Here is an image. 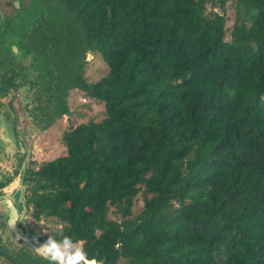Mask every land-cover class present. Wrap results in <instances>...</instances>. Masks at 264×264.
I'll return each mask as SVG.
<instances>
[{"label": "trees", "instance_id": "1", "mask_svg": "<svg viewBox=\"0 0 264 264\" xmlns=\"http://www.w3.org/2000/svg\"><path fill=\"white\" fill-rule=\"evenodd\" d=\"M211 3L41 0L22 8V25L0 24V119L17 146L29 134L18 138L15 111L36 136L70 116L73 90L104 107L63 132V156L27 163L37 231L23 232L55 217L100 264H264V0H216L221 13L208 14ZM17 44L31 59L17 60ZM87 54L107 65L96 81ZM0 235L1 264H46L10 232L3 204Z\"/></svg>", "mask_w": 264, "mask_h": 264}, {"label": "rangeland", "instance_id": "2", "mask_svg": "<svg viewBox=\"0 0 264 264\" xmlns=\"http://www.w3.org/2000/svg\"><path fill=\"white\" fill-rule=\"evenodd\" d=\"M215 1L216 0H212V3L208 5L209 7L208 14H212L213 12L221 13ZM36 2H41V0H23L22 8L24 9L30 8L32 3L36 4ZM40 11L42 12V10ZM27 12L25 13L27 14ZM41 12H40V15L43 14ZM225 16L227 17L226 26H225L226 27L225 37L226 39H229V32H230V29L233 23V10L231 7L227 8ZM28 17H30L29 13L26 15V17L24 16L20 18L21 25H22V22H24L25 20H28ZM6 18H10V17H6ZM16 19L17 18H14L11 20H16ZM47 19H48L47 16H45L43 20H47ZM21 25L19 26L17 25V27H14L15 29L14 38L15 39H18L20 36L19 29L21 28ZM4 29L7 30L5 26L3 28H0V30H4ZM9 31L13 32L12 28ZM6 42H9V41L7 40ZM16 46H11V49L14 52L13 47H16V50H17L16 54L18 56L17 60L25 61L27 53H25L24 50L21 47H19L18 44ZM18 49H19V54H18ZM26 59L29 60L31 59V57L27 55ZM86 60L88 62L85 66L84 73L88 81H96L101 76L106 75L107 65L103 62V60L101 59L99 55L96 56L92 54H87ZM68 103H69V108L71 110L70 116H63L61 119L57 120L47 130L43 132H39L36 136L34 135L32 130L28 131V124L22 121L21 113L15 111V120H19V122L18 121L15 122L16 123L15 127L17 130H19L18 138L22 141L23 139H25V138H22V135L25 136L26 132L29 134V136L26 138L28 140L29 145L23 148L20 146H17L16 139L14 138L11 128H9L7 124L0 119V178L3 176L4 177L12 176L15 169H17L16 155L21 154L23 152L26 154V150H28V157H27L28 163L29 161H33L35 163V166H38V164H40L41 162L50 161V160L55 159L58 156H63L65 154V146L61 141V136L64 131L68 130L70 127H75L76 125L80 123H86L89 120L99 122L104 117L103 104L98 103L92 99H88L82 94L81 91H78V90L71 91L69 95ZM21 170H22V167H21ZM19 177L20 176L18 175L13 176L14 178L13 181L6 188H4L3 194L0 193V206L4 203H9L10 196H13L12 198H15L17 192L15 190H9V189L10 187L14 189L17 187V185H19ZM145 197H147V195H145L142 190L135 197V200L133 202V208H132L133 214H137L138 212H140V210L143 207V202H144ZM22 216L24 220L25 219L28 220L27 223L31 224V228L33 232H36L37 225L32 219L29 218L30 216L29 215L26 216V214H23ZM19 218H20V215H19ZM38 225H40L42 229L45 227L44 221L39 222ZM56 225H57V229L53 230L52 232H56L60 229V225L59 224H56ZM12 226H13V221L11 220V222H9L8 224V228ZM22 226L24 225L22 224ZM14 231L15 233L19 234L18 230L14 229ZM44 234L47 235V233H44ZM19 236H21V233L19 234ZM1 237L2 236L0 235V238Z\"/></svg>", "mask_w": 264, "mask_h": 264}, {"label": "clouds", "instance_id": "3", "mask_svg": "<svg viewBox=\"0 0 264 264\" xmlns=\"http://www.w3.org/2000/svg\"><path fill=\"white\" fill-rule=\"evenodd\" d=\"M55 220V217L46 218L45 227L32 237L36 240L40 233H47L46 238L33 249L46 264H100L95 257L89 256L83 242L71 234L62 231H58L57 235L49 234L57 229ZM19 221L25 226L28 225L23 217H20Z\"/></svg>", "mask_w": 264, "mask_h": 264}, {"label": "flooded vegetation", "instance_id": "4", "mask_svg": "<svg viewBox=\"0 0 264 264\" xmlns=\"http://www.w3.org/2000/svg\"><path fill=\"white\" fill-rule=\"evenodd\" d=\"M22 2H23V0H0V24H3L5 22V18L6 17H12V18L14 17V18L19 19L22 16V14L24 13V11L22 9V6H23ZM14 199H15V201H17V204L18 203H20V204L22 203L21 206L23 208L24 204L22 202V199L20 198V190L16 194ZM13 202H14V200L11 201V202L9 201V203H4L3 204V207L5 208V212H6L7 223H8V219H9V214L11 212H13V214L11 216L12 217L11 220L13 221V226L9 227L10 232L16 238H19V239L23 240V242L27 241V242L30 243L31 242L30 239H32V238L30 236H28V233H25V232H23L21 230V228H24L25 225L22 226V224L19 221V215H20V217H23L22 216L23 211L21 213L18 212V207L16 206V208H15V205H13ZM11 220H10V222H11ZM14 229L18 230L19 234L21 233V236H19L18 233H15Z\"/></svg>", "mask_w": 264, "mask_h": 264}, {"label": "water", "instance_id": "5", "mask_svg": "<svg viewBox=\"0 0 264 264\" xmlns=\"http://www.w3.org/2000/svg\"><path fill=\"white\" fill-rule=\"evenodd\" d=\"M13 50H14V52L16 53V47H13ZM28 150H26V154H25V157H24V159H23V162H22V173H21V176H20V174L18 175V176H20L19 177V186H21V190H20V198L22 199V202H23V204H24V202H25V198H24V192H25V188H26V184H24L23 182H22V177H23V174H24V172H25V170H26V167H27V163H28ZM11 198V197H10ZM26 213V207L25 206H23V213H22V215L23 214H25ZM12 214H13V212H11L10 214H9V219H8V223L10 222V220H11V216H12ZM30 241H31V243H33V245L34 246H38L39 244L37 243V242H35V241H33L32 239H30Z\"/></svg>", "mask_w": 264, "mask_h": 264}, {"label": "crops", "instance_id": "6", "mask_svg": "<svg viewBox=\"0 0 264 264\" xmlns=\"http://www.w3.org/2000/svg\"><path fill=\"white\" fill-rule=\"evenodd\" d=\"M21 173H22V171H21ZM21 173H20V176H21ZM18 187L21 189V186L17 185L16 188L12 189V187H10L9 190H15V191L18 193L19 190H20ZM17 188H18V189H17ZM17 193H16V194H17ZM10 197H11V198H9V200H10V202H11V201H13L14 198H12L13 196H10Z\"/></svg>", "mask_w": 264, "mask_h": 264}]
</instances>
